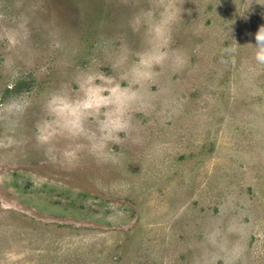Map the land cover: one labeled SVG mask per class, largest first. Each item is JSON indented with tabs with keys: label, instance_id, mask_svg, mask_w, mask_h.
<instances>
[{
	"label": "rangeland",
	"instance_id": "rangeland-1",
	"mask_svg": "<svg viewBox=\"0 0 264 264\" xmlns=\"http://www.w3.org/2000/svg\"><path fill=\"white\" fill-rule=\"evenodd\" d=\"M260 26L264 0H0V264H264Z\"/></svg>",
	"mask_w": 264,
	"mask_h": 264
},
{
	"label": "clouds",
	"instance_id": "clouds-1",
	"mask_svg": "<svg viewBox=\"0 0 264 264\" xmlns=\"http://www.w3.org/2000/svg\"><path fill=\"white\" fill-rule=\"evenodd\" d=\"M255 39V59L258 62L264 63V26H260L258 30L254 33ZM52 108L59 115L65 118L68 125L73 127L78 125L79 115L81 108L91 107L90 103H85L82 106H65L56 103V98H53L51 102ZM42 139H47V137H42Z\"/></svg>",
	"mask_w": 264,
	"mask_h": 264
}]
</instances>
